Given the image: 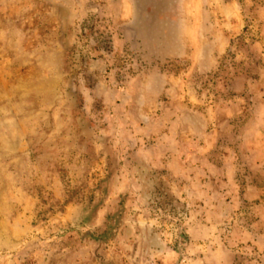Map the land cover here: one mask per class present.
I'll use <instances>...</instances> for the list:
<instances>
[{
    "label": "rangeland",
    "instance_id": "374dc122",
    "mask_svg": "<svg viewBox=\"0 0 264 264\" xmlns=\"http://www.w3.org/2000/svg\"><path fill=\"white\" fill-rule=\"evenodd\" d=\"M0 264H264V0H0Z\"/></svg>",
    "mask_w": 264,
    "mask_h": 264
}]
</instances>
